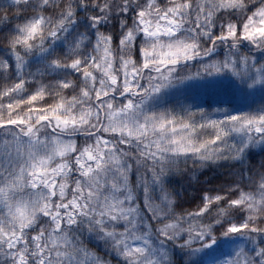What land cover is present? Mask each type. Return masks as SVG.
Masks as SVG:
<instances>
[{"label": "snow or ice", "instance_id": "obj_1", "mask_svg": "<svg viewBox=\"0 0 264 264\" xmlns=\"http://www.w3.org/2000/svg\"><path fill=\"white\" fill-rule=\"evenodd\" d=\"M0 264H264V0H0Z\"/></svg>", "mask_w": 264, "mask_h": 264}]
</instances>
